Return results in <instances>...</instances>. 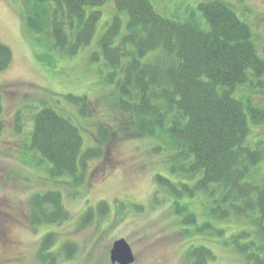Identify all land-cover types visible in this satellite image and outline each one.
<instances>
[{
  "label": "trees",
  "instance_id": "1",
  "mask_svg": "<svg viewBox=\"0 0 264 264\" xmlns=\"http://www.w3.org/2000/svg\"><path fill=\"white\" fill-rule=\"evenodd\" d=\"M33 1L24 19L42 47L38 58L48 64L53 51L73 56L92 41L101 11L88 8L108 0ZM114 2L117 13L98 43L115 69L112 78L121 73L116 81L118 108L130 117L137 135L161 140L156 150L166 152L167 171L156 174L160 186L175 196V210L196 231L201 229L198 213L188 203H181L185 197H206V218L201 225L212 232H227L224 222L232 216L244 220L226 243L246 264H264V170L258 174L264 150L261 142L248 141L249 120L263 124L264 108L252 98L234 96L249 74L264 76V58L257 51L251 27L225 0L199 3L207 29L194 14L183 21L161 15L151 0ZM124 11L129 18L127 31L121 35L119 13ZM149 53L151 57L144 61ZM11 58V48L0 42V71ZM66 97L82 104V109L88 104L83 96ZM32 118L30 146L50 162V176H69L75 185H81L87 161L105 153L102 144L109 136L107 127L99 125L102 144L83 150L80 130L68 116L44 104ZM93 208L86 211L89 219L95 213ZM97 208L104 214L107 202H99ZM68 217L60 190L32 196L33 225L57 224ZM55 242L54 232L43 236L38 250L43 264H57L52 250ZM63 249L70 257L76 246L66 243ZM214 258L210 247L194 244L187 250L184 264H208Z\"/></svg>",
  "mask_w": 264,
  "mask_h": 264
},
{
  "label": "rangeland",
  "instance_id": "2",
  "mask_svg": "<svg viewBox=\"0 0 264 264\" xmlns=\"http://www.w3.org/2000/svg\"><path fill=\"white\" fill-rule=\"evenodd\" d=\"M202 1L151 0L161 15L183 21L194 14L207 29L199 9ZM225 1L249 24L257 51L264 58V0ZM33 3L0 0V42L12 51L9 65L0 71V264H43L38 250L48 232L55 233L52 250L57 254V264H114L110 250L120 237L127 239L135 254L131 264H184L187 250L194 244H205L213 250L215 258L208 264H246L226 243L230 242L231 231L242 227L244 220L232 216L224 222L225 233L202 227L206 197L201 195L195 199L185 197L181 202L197 211L201 229L196 231L193 223H184L182 214L174 208L175 196L169 195L156 178L157 173L167 171L166 152L156 150L161 140L137 135L130 117L118 108L116 81L121 73L112 78L115 69L98 43L117 13L114 0L88 8L101 11L88 45L73 56L53 51L48 64L38 58L42 47L35 42V33L24 19ZM119 16L122 35L127 31L129 15L124 11ZM149 57L151 53L144 61ZM67 95L83 96L88 104L82 109V104L71 102ZM234 96L252 98L264 108V76L249 74ZM44 104L68 116L79 128L83 150L102 144L100 124L108 129V139L102 144L105 153L87 161L81 185H75L69 176L53 179L48 172L50 162L30 146L32 116ZM249 123L248 141L261 142L264 150V123ZM263 170L264 162L258 174ZM48 189L61 191L70 217L57 224L35 226L30 218L31 198ZM101 201L108 205L104 214L97 208ZM91 207L95 213L89 219L86 211ZM184 228L189 230L187 234ZM66 243L76 246L70 257L64 253Z\"/></svg>",
  "mask_w": 264,
  "mask_h": 264
},
{
  "label": "water",
  "instance_id": "3",
  "mask_svg": "<svg viewBox=\"0 0 264 264\" xmlns=\"http://www.w3.org/2000/svg\"><path fill=\"white\" fill-rule=\"evenodd\" d=\"M110 260L114 264H131L135 261V254L126 238L120 237L113 242Z\"/></svg>",
  "mask_w": 264,
  "mask_h": 264
}]
</instances>
